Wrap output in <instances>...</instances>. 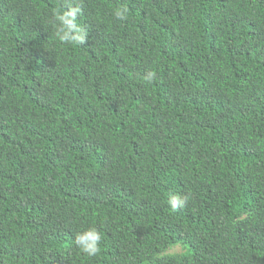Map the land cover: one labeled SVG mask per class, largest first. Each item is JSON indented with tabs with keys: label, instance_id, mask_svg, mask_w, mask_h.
I'll return each instance as SVG.
<instances>
[{
	"label": "trees",
	"instance_id": "obj_1",
	"mask_svg": "<svg viewBox=\"0 0 264 264\" xmlns=\"http://www.w3.org/2000/svg\"><path fill=\"white\" fill-rule=\"evenodd\" d=\"M72 2L0 0V264H264V0Z\"/></svg>",
	"mask_w": 264,
	"mask_h": 264
},
{
	"label": "clouds",
	"instance_id": "obj_2",
	"mask_svg": "<svg viewBox=\"0 0 264 264\" xmlns=\"http://www.w3.org/2000/svg\"><path fill=\"white\" fill-rule=\"evenodd\" d=\"M59 8L68 9L61 12ZM131 13L127 6H122L115 11L117 20L126 21ZM84 15L83 5L81 3H73L72 0L59 3L58 11L54 14V22L58 23L55 30L56 37L62 44H79L84 45L88 41L89 32L77 24V20ZM157 79L155 72H150L146 77L148 83H152ZM190 196L183 198L177 196L171 201L173 210H179L185 207ZM76 245L90 257H96L101 254V244L103 235L97 228H91L83 233L77 234L75 238Z\"/></svg>",
	"mask_w": 264,
	"mask_h": 264
},
{
	"label": "rangeland",
	"instance_id": "obj_3",
	"mask_svg": "<svg viewBox=\"0 0 264 264\" xmlns=\"http://www.w3.org/2000/svg\"><path fill=\"white\" fill-rule=\"evenodd\" d=\"M181 252H182V250L180 248H178V249L172 251L171 253H173V254H180Z\"/></svg>",
	"mask_w": 264,
	"mask_h": 264
}]
</instances>
